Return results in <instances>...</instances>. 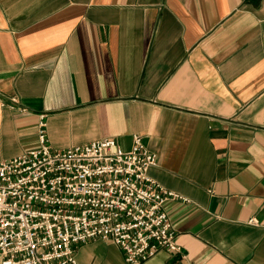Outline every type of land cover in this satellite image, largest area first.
<instances>
[{
  "label": "crops",
  "instance_id": "obj_1",
  "mask_svg": "<svg viewBox=\"0 0 264 264\" xmlns=\"http://www.w3.org/2000/svg\"><path fill=\"white\" fill-rule=\"evenodd\" d=\"M41 115L53 150L140 135L189 200L164 205L184 257L141 264H264V0H0V161L40 147Z\"/></svg>",
  "mask_w": 264,
  "mask_h": 264
},
{
  "label": "built area",
  "instance_id": "obj_2",
  "mask_svg": "<svg viewBox=\"0 0 264 264\" xmlns=\"http://www.w3.org/2000/svg\"><path fill=\"white\" fill-rule=\"evenodd\" d=\"M38 140L0 161V264H79L75 249L91 240L115 244L127 264L184 257L164 205L189 200L149 176L157 159L140 135L128 151L114 139L53 150L41 115Z\"/></svg>",
  "mask_w": 264,
  "mask_h": 264
}]
</instances>
